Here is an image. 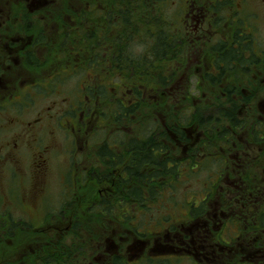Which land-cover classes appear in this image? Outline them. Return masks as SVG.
Masks as SVG:
<instances>
[{"label": "trees", "instance_id": "obj_1", "mask_svg": "<svg viewBox=\"0 0 264 264\" xmlns=\"http://www.w3.org/2000/svg\"><path fill=\"white\" fill-rule=\"evenodd\" d=\"M84 1L78 0V2ZM143 1L146 3L145 0ZM152 4V11L148 10L147 12L148 19L154 24L151 40L143 39L141 41L136 38L144 34L149 35L145 31L144 23L139 21L135 30L129 27L125 30L126 39L117 41L113 36L108 35L107 38L102 39L100 37L103 34L102 29L89 24L93 33L86 34V29L81 27L80 31L74 32L76 35L72 34L73 31L67 32L61 40L53 43L52 50L57 51V55L52 58L55 60L56 67L48 78H42L40 81V88L45 91L53 89L50 85L59 76L79 75L87 70L103 71V75L111 78L114 74L130 76L127 84L113 85L115 89L120 87L118 89L119 97L104 95L103 88H106V83L91 84L88 80L82 84H75L77 98H73L74 103L70 105L72 109L68 111V114L79 117V113H83L84 123L87 122L86 120L89 122L95 118V115L103 117L101 133H109V140H105L107 139L105 136L103 143L99 145L100 156H113L118 149L129 154L133 150L137 151V160L132 161V164L124 168V173L127 176L126 182H82L79 184V188L74 191V194L80 195L75 196V201H80L82 208L87 210L91 216L99 213L102 217L101 228L108 230V216L122 212L123 219L129 220L130 217L123 207L132 203L138 204L141 207L140 214H144L146 201L158 195L162 190L176 189L182 183L183 177L191 178L200 174L206 176L208 180L213 179L219 173L220 176L217 175L216 179L220 181L223 179L220 173H223L225 178L226 172L222 167L226 160L223 155L218 154L215 159L216 156L206 154L212 151L211 148H217L219 150L217 152H220L219 148L223 147L221 143H228L230 144L229 148L234 147V151L236 148L238 149L239 157H243V164H245L241 168H236V175L228 177L229 180L234 179L239 182H224L225 179L223 182H206L200 195L204 193L205 196H209V199L202 204L196 201L195 204H200L199 207L192 206L190 202L187 205L190 206L191 214L195 218L210 210L211 208L205 207V203L214 199L215 202L223 204L224 211H240V213H234L233 216V221L237 222L235 226L237 233L234 230L233 234V241L237 245L235 253H237L233 264L249 262L248 259H244L248 255L250 257L257 256L260 264H264V115L254 106H250L252 110L248 111L245 117L234 116L233 114L237 113L240 105L231 98L230 101L225 102L222 99L224 91L218 90L215 93V101L217 100L219 105L222 103L227 105V109L224 110L227 125L219 127L212 122L213 119L210 116L205 119L199 118L196 103L201 98L190 95L193 92L192 84L182 85V87L188 88V94L179 95V91L176 89L177 95H170L167 91V82L169 81L176 87L174 79L177 80L178 75L183 73L184 57H187L192 51V45L187 44L188 49L186 50L181 43L183 25L178 16L180 8L178 7L175 12L171 11L167 16L166 12L162 11V0H153ZM143 6L145 7L144 3ZM138 7H140V3ZM170 8H173L172 5ZM139 11H142V8H139ZM72 13L73 11L67 9L59 14L57 19L60 24H64V19H67L68 16L71 17ZM130 14V11L123 13V18L128 17V24L130 23ZM73 18L83 19V13L80 12L79 17ZM122 23L124 22L122 21ZM138 42L145 46V53L140 56H136L132 49L133 45ZM185 50L186 53H184ZM59 53L62 54L61 57H58ZM103 56L104 60L101 66L99 60ZM164 69H167V72L160 73L156 77L153 76V73H159ZM191 74L193 73L191 72ZM230 91L233 92L234 89ZM197 93H202V91L198 90ZM146 95L152 96V100L150 106L148 105V112L144 113L143 106L147 101ZM170 107L172 108L171 112L167 111V108ZM158 109L162 111L160 117L156 113ZM194 121H197L198 129L202 132L198 145L204 149L201 152L202 159L200 161L191 159L187 164H183V160H175L170 154L168 158L165 156L163 159L164 150L162 148L165 147V143L163 140L155 141V139L161 137L166 131L164 126L168 125L171 134L178 136V139H183V128L190 127ZM125 129H129L130 132ZM96 133L99 132L96 131ZM126 138H129L126 146L119 147L120 140L124 142ZM149 139L151 140L148 141ZM219 169L220 172L216 171ZM129 179L133 181L130 182ZM222 187L225 190L221 192L220 188ZM230 195L233 197L229 198ZM218 197L222 198L217 200ZM164 201L166 202L163 200L160 204L162 205ZM174 201L175 204L177 201ZM161 215L159 217L152 215L151 219L158 222L162 218ZM14 223L11 224L10 231L12 228H19L20 231L26 232L25 239L34 240L40 234L44 236L45 230H47L45 228L33 230V227L22 221H14ZM121 223L119 225L122 231L119 233L121 239L127 237L128 232L137 238L134 239L135 241L140 243L145 242L142 240L143 237L148 239V231L145 230V227L140 230L139 223L137 225L136 222L134 224L131 222L130 225H126L122 221ZM133 225L137 229L131 228ZM112 242L118 243V240L112 239ZM246 242H250L255 251L247 249ZM55 253V257L59 258L57 252ZM237 257L239 260L236 261ZM45 260L46 263H52L51 257L48 255ZM22 261H18L16 264H24ZM108 261H112L113 264H128L123 256L114 255Z\"/></svg>", "mask_w": 264, "mask_h": 264}, {"label": "flooded vegetation", "instance_id": "obj_2", "mask_svg": "<svg viewBox=\"0 0 264 264\" xmlns=\"http://www.w3.org/2000/svg\"><path fill=\"white\" fill-rule=\"evenodd\" d=\"M65 1L67 0H0V111L7 106L20 110L25 102H30L32 94L38 92L41 78L38 82L33 80L31 71L36 70L39 64L41 65V61L38 63V54L42 58V55L46 53H43V50H46L43 48L46 47L44 43L49 40V35L51 42L56 43L67 32L80 31L81 27L86 29V34L89 33V24H92V27L98 26L102 29L103 34L100 36L102 39L107 38L108 35L118 41L125 38L122 27L129 26L135 30L137 22L140 21L144 23L145 31L149 35L144 34L136 38L141 41L152 39L154 24L148 19L147 12L152 11L153 0H145L146 3L143 0H85L76 4ZM170 1L173 8H180L178 16L183 25L181 43L186 50L188 49L187 44H191L194 53L192 62L188 59L190 56L188 55V58L184 57L182 65L183 73H181L184 78L187 77L186 85L192 84V88L197 92L201 90V86L205 90L216 89L215 92L222 90L224 91L222 99L225 102L230 101L234 74H240L241 70L246 71L260 62L259 66L264 65V41L256 35L255 24L250 22V19L257 18V14L250 9L248 10L251 12H248L245 9V3L241 0H162V11L166 12L167 16H169ZM257 1L264 3V0ZM139 3L140 7H138ZM66 8L73 13L71 17L64 19V24H60L57 16L67 10ZM139 8H142V11H139ZM127 11L131 12L129 24L128 17L123 18V13ZM80 12L83 13V19L73 18L79 17ZM192 68H194L193 74H191ZM192 78L195 79L194 83H191ZM180 80L181 77L178 80L179 83ZM167 84V91L170 95H177L176 89L179 95L185 94L181 88L182 85L174 87L169 81ZM22 91L26 93L21 95ZM261 101V107H264L263 94ZM261 112L264 115V108ZM69 116L73 121L83 123L81 119L83 113L80 117ZM51 117L54 120V116L51 115ZM40 123V119L28 122L22 130L14 132L11 139L0 148V175L5 176L7 182H29L31 179H36L38 182L42 179L46 182L49 176V159L54 158L55 153L54 146L49 144L45 136L37 130ZM58 124L60 131L66 135L65 151L68 152L69 146L78 142L77 137L84 132L78 130L79 127L69 120L66 124H71V128L66 132L61 130V128L65 129V125L61 122ZM14 125L15 123L9 124V127ZM164 127L166 131L162 134L163 143L168 140L170 142L171 133L168 125ZM188 128H183V139H178V143L185 145L184 149L187 147L186 152L180 158L184 161L183 164H187L191 159L200 161L201 152L204 151L198 146L202 132H191L193 140L188 141L191 138L185 135ZM3 129L0 127V133ZM168 133H170L169 138ZM175 137L178 138V136ZM228 148L220 147V152H217L219 151L217 148H211L212 151L207 152L206 155L216 156L215 159L218 154L223 155L226 161L222 169L226 172V176L224 178V174L220 173L222 180L208 179L205 182H223L224 179V182H239L234 179L229 180L228 177L236 175V168L245 165L243 157H239L240 152H237V148L234 151V147H230L226 152ZM92 149L88 154H95L96 159L102 162V166L92 162L88 167L82 168L80 171L83 173V178L77 182L127 181L124 168L137 160L136 150L129 154L118 149L113 156L106 157L100 156L99 147ZM162 150H164L163 159L165 156L168 158L170 149L163 146ZM127 155L128 157L124 158ZM72 156L73 154L70 155V160ZM84 158H87V155ZM72 164L75 163L72 162ZM216 171L220 172V169ZM217 175L220 176L219 173ZM63 182L66 180L64 179ZM223 190H225L223 187L220 188L221 192ZM208 197L205 196L198 202L202 204L209 199ZM221 198L218 197L217 200ZM210 202H212L209 207L211 209L199 214L196 218L193 217L190 206H188L183 218L186 219L184 222L182 217L172 221L170 216L162 217L158 222L151 219L154 221L152 225L157 226L158 230H149L146 242L136 244L133 240L131 246L128 245L125 251L123 245L120 247L119 243H108L102 248L101 256L108 257V260L114 255L124 258L125 252L129 254L128 247H131V253L139 251L140 254L147 255L145 256L147 259L139 258L137 263L132 264H161L162 259L166 257L174 258L172 262L179 264L181 260H188L191 264H233L237 252L233 254L230 242L233 240L234 230L236 232L237 229L235 227L237 222L233 221L236 213L234 214L232 210L224 211L223 204L213 200L206 203ZM164 203L160 204L161 207ZM192 206L199 207L200 204L195 205L193 202ZM186 223L189 224L185 225ZM230 226L234 228L233 234L229 239L224 238L223 230ZM246 248L252 252L255 251L250 242H246ZM248 261L241 262L257 264L256 262L259 261L260 264L259 259L256 261L248 259ZM126 262L128 263V260ZM108 264L113 263L108 261Z\"/></svg>", "mask_w": 264, "mask_h": 264}, {"label": "rangeland", "instance_id": "obj_3", "mask_svg": "<svg viewBox=\"0 0 264 264\" xmlns=\"http://www.w3.org/2000/svg\"><path fill=\"white\" fill-rule=\"evenodd\" d=\"M70 1L72 4L82 3L78 2V0ZM241 1L245 3V9L248 12H251L248 10L250 9L257 14V18L255 20L250 19V22L255 24L256 35L260 40L263 39L264 41V3L257 0ZM171 5L170 1V6ZM171 11L175 12L176 8H170L169 13ZM128 27L129 26L122 27L123 34ZM90 33H93V31L90 30ZM72 34L76 35L74 32ZM48 39L49 40L44 43L46 47L43 48L46 49L43 50V53H46L42 55V58L38 54V63L41 61V65L39 64L36 70L31 71L33 74L32 79L37 82L40 81L39 78H48L50 76L49 73L53 72L56 67L55 60L52 58L57 55V51L52 50L53 43L51 42L50 35ZM132 49L136 56L145 53V46L140 42L133 45ZM189 55V58H187L192 62L194 58L193 51L190 52ZM61 56L62 54L59 53L58 57ZM103 60L104 56L99 60L101 66ZM259 64L251 66L246 71L241 70L240 74H234L233 76L232 83L234 91L232 92V100L240 105L237 113L233 114L234 116L245 117V114L252 110L250 106H254L259 112L264 108L261 107V95H264V65L259 66ZM164 72H167V69L161 70L159 73H153V76L156 77L158 74ZM191 72H194V68H192ZM129 77L130 76L127 74H114L111 78L103 75V71L99 72L94 70H87V72L80 73L79 75H61L52 81L50 87L52 86L53 89L51 91H45L43 88H39L38 92L36 91L32 94L30 102H25L20 110L7 106L0 111V127L4 128L2 133H0V148L5 142L11 139L14 132L19 129L22 130L28 122L40 119L41 123L37 127V130L45 136L49 144L54 146L55 153L53 156L54 158L51 157L49 159V176L46 182H43L42 179H40L39 182L36 179H31L29 182H7L6 177L0 175V264H16L18 261H22V259H24V261H22L24 264H49L46 263L47 261L45 260L47 255L51 257L52 263L50 264H108V257L101 256L102 248L108 243H112V239L118 240L120 247L124 245L126 248L128 245L131 246L132 240L136 238L130 232L127 233V237L125 238L121 239L119 237V233L122 232L119 227V225L122 224L121 221L126 225H130L131 222L133 224L136 222V225L139 223L138 227H141L140 230H142L143 227H145L147 231L158 230L157 226L152 225L154 221L149 220L153 216L159 217L161 214L162 217L170 216L171 221L182 217L184 222L186 220L183 218L185 217L186 208L188 207L187 203H196V201H200V199L205 197L204 193L202 192L203 194L200 195V192L203 191V187L206 185V176L197 174L196 177H186L187 180L183 177L181 180L182 183H180L176 189L170 188L169 191L162 190L158 195L146 201L144 205L146 207V212L144 214H140L141 210L139 211V209L141 207H139L138 204L132 203L123 207L130 217L129 220L123 219L122 212L113 213L112 216H106L108 219V230L101 228L102 217L99 213L91 216L87 210L82 208L80 201H75V196L79 194H74V191L77 190L79 188L78 186H80L79 184L82 183L77 181L83 178V173L80 170L86 166L88 167L92 162L102 166V162L96 159L97 157H95V154H88L89 150L99 147V145L103 143L105 136L107 137L105 140H109V133H101L102 124L104 123L103 117L95 115V118H92L89 122L86 120L87 122L85 123L83 117L81 118L83 123L75 122L69 118L68 111L72 109L70 105L74 103L73 98H77V87L75 84H82L88 80L91 84L100 83L102 85L106 83V88H103L104 95L107 94L113 97H119L120 91L118 89L120 87L115 89L113 85L120 84L119 86H121V84H127ZM180 77L181 80L179 83L178 80ZM185 81H187V77L184 78L182 74L178 75L177 80L174 79L175 84L180 86L184 85L186 83ZM194 82L195 79L192 78L191 83ZM181 88L184 90L185 94H188V88L182 86ZM190 90H192V88H190ZM215 90L216 89L205 90L201 86L202 93H197V91L193 89L190 95L199 96V98H201L196 103L199 110V118L202 117L205 119L207 116H210L211 119H213L212 122L215 123L216 126L225 127L227 124L224 110L227 109V105L226 103L219 105L217 100L214 101L215 93L218 91L215 92ZM25 93L26 91H22L21 95ZM145 97H147V101L144 102L143 112L147 113L152 96L146 95ZM107 99H109V97H107ZM167 111L171 112L172 108H167ZM161 112L160 109L156 111L158 117H160ZM81 114L82 113H79L78 116L80 117ZM51 115L54 116V120ZM143 116H146V114H143ZM67 120L71 123H75V125L79 127L78 130L84 132V134L77 137L78 142L69 146L70 149L68 152L65 151V144L67 142L65 139L66 135L60 131L58 124V122L63 123L65 129L61 128V130L66 132L71 128V124H66ZM197 121H194L186 131V137H191L188 141H190V139L191 141L193 140L191 132L199 131ZM12 123H15V125L9 127V124ZM125 130L130 132L129 129ZM96 131L99 133L97 134ZM169 136L170 133H168V138ZM150 140L151 139L148 141ZM158 140H163L162 136L155 139V141ZM128 141L129 138H126L124 142L120 140L118 146L124 147ZM184 146L183 143H178V138L172 134L170 136V142L168 140V142L165 143V147H168V150L170 149L169 154L172 155L175 160H179L184 152H186L187 147L184 149ZM221 146L228 148L230 144L221 143ZM228 150L229 148L226 149V151ZM70 153L73 154L71 160L69 159ZM85 155H87V158H84ZM127 157L128 155L124 156V158ZM72 162L75 164L73 165ZM216 178L217 175L212 180ZM64 179L66 182H63ZM79 200L81 199L79 198ZM163 200H166V202L163 207H161L160 202ZM174 200L177 201L175 204ZM213 201H215V199ZM210 204H212V202L206 203L205 206L208 205L207 208H209ZM236 212L240 213L238 210L233 211V213ZM14 221H22L33 227V230L43 228L47 230H45L44 236L40 234L38 236L36 235L37 237L34 240L25 239L27 237L25 235L26 232L20 231L19 228H12L10 231L11 224H15ZM187 224L189 223L185 225ZM131 228L137 229L134 225L131 226ZM233 229L234 228L231 226L224 229L223 237L229 239L231 234H233ZM142 240H145V242L147 241L145 237H143ZM135 243L138 244L140 242L136 241ZM230 246H232L234 254L237 245H235L232 240ZM128 248L129 254L125 252L124 255L125 260H128V264H132L133 262L137 263L139 258L147 259L145 253L143 255L140 254L139 251H133L131 253V247ZM55 252H57L59 258L55 257ZM67 255H69L67 258L60 259ZM173 259L172 257L163 258L161 264H179L178 262H172ZM244 259L256 261L258 258L257 256L250 257L248 255L244 257ZM237 260H239V257L236 258V261ZM181 264L191 263H189L188 260H181Z\"/></svg>", "mask_w": 264, "mask_h": 264}]
</instances>
